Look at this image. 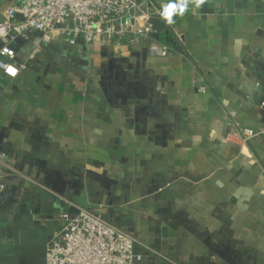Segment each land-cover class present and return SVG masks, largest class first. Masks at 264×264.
Listing matches in <instances>:
<instances>
[{"label": "crops", "instance_id": "1", "mask_svg": "<svg viewBox=\"0 0 264 264\" xmlns=\"http://www.w3.org/2000/svg\"><path fill=\"white\" fill-rule=\"evenodd\" d=\"M166 56L86 43L10 42L0 69V264H43L62 213L127 232L140 264H264V0H140ZM18 0H0V20ZM150 17V16H149ZM142 22V18L139 17ZM16 20H19L16 17Z\"/></svg>", "mask_w": 264, "mask_h": 264}, {"label": "built area", "instance_id": "2", "mask_svg": "<svg viewBox=\"0 0 264 264\" xmlns=\"http://www.w3.org/2000/svg\"><path fill=\"white\" fill-rule=\"evenodd\" d=\"M140 0H18L7 7L0 20V69L15 76L17 67L10 42L27 29L41 32L43 42L55 37H66L73 43L80 36L86 43L97 42L108 47H137L147 38L151 55L166 56L171 47L151 38L149 16L158 10H143ZM22 20H16V14ZM139 17L142 18L140 22ZM263 108V119L257 128L238 130L243 139L264 138V100L257 102ZM0 153V158L3 157ZM4 182L0 171V190ZM62 223L44 246L43 264H140L144 257L133 238L101 215L86 208L74 213H62Z\"/></svg>", "mask_w": 264, "mask_h": 264}, {"label": "clouds", "instance_id": "3", "mask_svg": "<svg viewBox=\"0 0 264 264\" xmlns=\"http://www.w3.org/2000/svg\"><path fill=\"white\" fill-rule=\"evenodd\" d=\"M194 2L197 7L205 3V0H169L162 6L161 16L168 24L174 23L175 14L183 15L188 8V4Z\"/></svg>", "mask_w": 264, "mask_h": 264}, {"label": "water", "instance_id": "4", "mask_svg": "<svg viewBox=\"0 0 264 264\" xmlns=\"http://www.w3.org/2000/svg\"><path fill=\"white\" fill-rule=\"evenodd\" d=\"M15 16L19 20L23 19L21 14H19V13H17ZM147 21H148V23H150L151 28H153L155 30H161V28L164 27V22L155 16H150ZM50 42H52V41L50 40L47 43L50 44ZM262 100H264V97L260 96V98L257 99V102L262 101ZM44 246H45V243H44ZM44 246H43V263H44Z\"/></svg>", "mask_w": 264, "mask_h": 264}]
</instances>
